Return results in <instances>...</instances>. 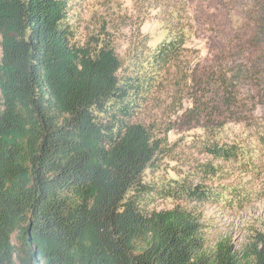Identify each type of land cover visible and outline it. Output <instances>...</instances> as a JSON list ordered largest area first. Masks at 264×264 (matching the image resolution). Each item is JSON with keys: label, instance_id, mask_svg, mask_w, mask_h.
<instances>
[{"label": "trees", "instance_id": "obj_1", "mask_svg": "<svg viewBox=\"0 0 264 264\" xmlns=\"http://www.w3.org/2000/svg\"><path fill=\"white\" fill-rule=\"evenodd\" d=\"M68 11L69 0H0V264H264V230L237 247L211 241L196 206L147 205L165 145L139 113L158 76L188 72V12L166 15L153 69L131 77L110 43L71 42ZM205 145L225 161L247 152Z\"/></svg>", "mask_w": 264, "mask_h": 264}, {"label": "rangeland", "instance_id": "obj_2", "mask_svg": "<svg viewBox=\"0 0 264 264\" xmlns=\"http://www.w3.org/2000/svg\"><path fill=\"white\" fill-rule=\"evenodd\" d=\"M175 2L69 0L65 24L73 44L114 46L123 75L134 77L153 69L150 55L169 34L166 15L188 12L181 61L188 72L158 76L139 113L165 145L146 171L153 187L147 205L196 206L211 241L227 236L238 247L254 228L264 230V0ZM182 2L186 11H178ZM206 143L247 152L225 161ZM203 192L207 198L198 200ZM236 192L248 202L228 207Z\"/></svg>", "mask_w": 264, "mask_h": 264}]
</instances>
